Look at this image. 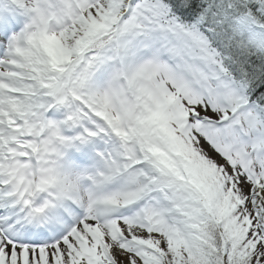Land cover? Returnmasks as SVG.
Returning <instances> with one entry per match:
<instances>
[{"label": "snow or ice", "instance_id": "1", "mask_svg": "<svg viewBox=\"0 0 264 264\" xmlns=\"http://www.w3.org/2000/svg\"><path fill=\"white\" fill-rule=\"evenodd\" d=\"M0 264H264V0H0Z\"/></svg>", "mask_w": 264, "mask_h": 264}]
</instances>
